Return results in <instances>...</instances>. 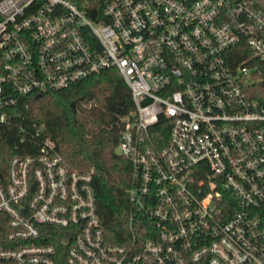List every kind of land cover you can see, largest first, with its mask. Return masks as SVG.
<instances>
[{
    "label": "built area",
    "instance_id": "1",
    "mask_svg": "<svg viewBox=\"0 0 264 264\" xmlns=\"http://www.w3.org/2000/svg\"><path fill=\"white\" fill-rule=\"evenodd\" d=\"M113 68L128 236L106 237L93 169L18 134L0 264H264V0H0V144L30 96Z\"/></svg>",
    "mask_w": 264,
    "mask_h": 264
},
{
    "label": "trees",
    "instance_id": "2",
    "mask_svg": "<svg viewBox=\"0 0 264 264\" xmlns=\"http://www.w3.org/2000/svg\"><path fill=\"white\" fill-rule=\"evenodd\" d=\"M260 88V87H259ZM28 108H21L15 121L21 125L4 131L0 144V172L17 150L12 136L38 131L49 137L63 161L72 169L94 170L96 213L104 233L114 243L128 236L131 210L125 189L130 180L129 162L115 151L121 129L120 119L132 110L129 90L116 69H107L59 91L30 96ZM166 139V131L159 132ZM17 134V135H16ZM3 180V178H2ZM6 216L0 212V244L6 240ZM59 264L63 252L59 251Z\"/></svg>",
    "mask_w": 264,
    "mask_h": 264
},
{
    "label": "rangeland",
    "instance_id": "3",
    "mask_svg": "<svg viewBox=\"0 0 264 264\" xmlns=\"http://www.w3.org/2000/svg\"><path fill=\"white\" fill-rule=\"evenodd\" d=\"M115 151L118 153L119 151L117 150V148H115Z\"/></svg>",
    "mask_w": 264,
    "mask_h": 264
},
{
    "label": "water",
    "instance_id": "4",
    "mask_svg": "<svg viewBox=\"0 0 264 264\" xmlns=\"http://www.w3.org/2000/svg\"><path fill=\"white\" fill-rule=\"evenodd\" d=\"M36 97H40V95H37Z\"/></svg>",
    "mask_w": 264,
    "mask_h": 264
}]
</instances>
